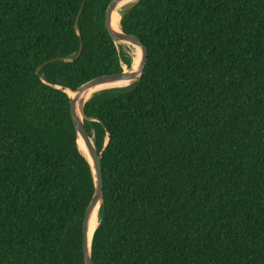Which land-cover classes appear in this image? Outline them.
<instances>
[{
    "label": "trees",
    "instance_id": "1",
    "mask_svg": "<svg viewBox=\"0 0 264 264\" xmlns=\"http://www.w3.org/2000/svg\"><path fill=\"white\" fill-rule=\"evenodd\" d=\"M111 1L0 0V264H85L94 180L68 94L130 65ZM119 27L147 55L83 105L93 263L264 264V0H137Z\"/></svg>",
    "mask_w": 264,
    "mask_h": 264
},
{
    "label": "water",
    "instance_id": "2",
    "mask_svg": "<svg viewBox=\"0 0 264 264\" xmlns=\"http://www.w3.org/2000/svg\"><path fill=\"white\" fill-rule=\"evenodd\" d=\"M121 1L122 0H112L110 2V4L108 5V7L105 11L104 24H105V28H106L107 32L109 33V35L111 36L113 41L116 38L125 39V40H127L133 44H136L140 47L141 53H140V60H139V65H138L137 71H124L122 69L119 72L98 75V76L93 77L90 80L84 82L75 91H84V90L86 91V90H88L94 86L101 85L103 83L112 82V81H116V80H124V79H128V78H132L134 76H136L135 80H137L139 78L140 74L142 73L143 66H144V63L146 60V55H147L146 47L143 45V43L136 36L125 33L121 28H120V30H116L112 26L113 11H114L115 7L117 6V4H119V2H121ZM136 1L137 0H135L134 3ZM80 49H81V45L79 46V49H78L76 56H78ZM50 60L51 59L45 60L41 64H44ZM38 71H39V67L36 69V72H38ZM104 88H110V87H103L101 89H104ZM98 90H100V89H98ZM98 90H96V91H98ZM96 91H94V92H96ZM86 100H84L83 102H80L76 105L75 96H73V97L69 96V109H70L71 120H72L74 129H75L77 138L79 137L87 148L89 159L86 156L85 157L90 164V168H91V172H92V176H93V180H94V191H93L92 197H91L88 205L86 206V208L84 210V215L82 218V225H81V233H82L81 245H82L84 262H85V264H94L92 259H91V256H90V243H91L92 235L90 238L89 247L87 245L88 244V226H89L88 222H89L90 215L92 214L94 208L96 207V205H98V208H99V205L103 199V179H102V166H101L100 152H97V150L93 144V141H92L91 137L89 136V134H88V132H87V130L83 124L84 119H89V117L85 114L84 108H83L84 102ZM95 227H94V229H95ZM94 229H93V231H94ZM92 234H93V232H92Z\"/></svg>",
    "mask_w": 264,
    "mask_h": 264
},
{
    "label": "bare ground",
    "instance_id": "3",
    "mask_svg": "<svg viewBox=\"0 0 264 264\" xmlns=\"http://www.w3.org/2000/svg\"><path fill=\"white\" fill-rule=\"evenodd\" d=\"M135 0H122L121 2H119V4H117V6L115 7L113 14H112V26L114 29L116 30H120L119 27V22H120V18L121 15L123 14V12L129 8ZM115 45L118 49L119 52H124L126 54H128L130 56V65L129 67L123 66V70L124 71H137L138 69V65H139V60H140V47L136 44H133L125 39H120V38H116L114 40ZM137 62V65H136ZM135 77L132 78H128V79H124V80H116V81H112V82H107V83H103L101 85H97L94 86L88 90H84V91H76L75 93H73L72 95H70V97L75 96L76 98V105L80 102H83L84 100H86L94 91L101 89L103 87H121V86H127L129 84H131L132 82L135 81ZM68 91V90H67ZM69 92V91H68ZM70 93V92H69ZM78 141L80 140V145L82 147V151L84 153V156H86L89 159V155H88V151L86 146L84 145V143L81 141V139L78 137L77 138ZM98 223V205H96V207L94 208L92 214L90 215V219L88 222V247H89V243H90V238L93 232L94 227L97 225Z\"/></svg>",
    "mask_w": 264,
    "mask_h": 264
},
{
    "label": "rangeland",
    "instance_id": "4",
    "mask_svg": "<svg viewBox=\"0 0 264 264\" xmlns=\"http://www.w3.org/2000/svg\"><path fill=\"white\" fill-rule=\"evenodd\" d=\"M136 65H137V62H136ZM69 94L72 95V93H69ZM79 142H80V140L78 141L79 149H80V151L83 153V151H82L83 149H82V147H81V145H80ZM83 154H84V153H83Z\"/></svg>",
    "mask_w": 264,
    "mask_h": 264
}]
</instances>
